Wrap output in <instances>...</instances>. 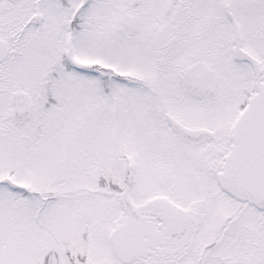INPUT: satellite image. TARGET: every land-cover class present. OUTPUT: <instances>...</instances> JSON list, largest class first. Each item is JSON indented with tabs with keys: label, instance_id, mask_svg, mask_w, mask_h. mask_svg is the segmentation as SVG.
Returning a JSON list of instances; mask_svg holds the SVG:
<instances>
[{
	"label": "snow or ice",
	"instance_id": "obj_1",
	"mask_svg": "<svg viewBox=\"0 0 264 264\" xmlns=\"http://www.w3.org/2000/svg\"><path fill=\"white\" fill-rule=\"evenodd\" d=\"M0 264H264V0H0Z\"/></svg>",
	"mask_w": 264,
	"mask_h": 264
}]
</instances>
